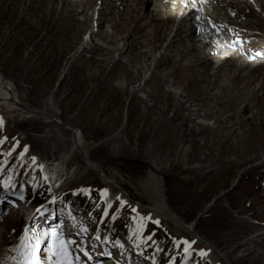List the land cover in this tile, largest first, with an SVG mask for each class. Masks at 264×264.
<instances>
[{"label":"rangeland","instance_id":"rangeland-1","mask_svg":"<svg viewBox=\"0 0 264 264\" xmlns=\"http://www.w3.org/2000/svg\"><path fill=\"white\" fill-rule=\"evenodd\" d=\"M113 1L104 0L98 29L84 45L82 33L94 28L90 18L100 0L91 6L0 0V74L27 105H47L59 123L76 127L88 160L100 169L86 168L74 153L57 172L61 145L52 148L47 127L0 111V189L8 182L0 199V251L34 236L32 228L36 235L62 230L69 255L82 257L74 246L81 242L116 263L264 264L262 11L252 0L250 8L227 2L230 12L224 3L200 7L199 19L208 23L200 33L225 42L209 56L192 47L207 44L197 32L189 41L190 18L177 25L175 5L151 22L156 0L141 10L140 0L120 8ZM101 170L146 207L155 203L153 179L160 181L178 219L190 224L201 212L193 229L204 244L167 219L147 221L151 212L122 197L104 212ZM45 239L40 251L51 236ZM44 253L42 263L56 264L52 251Z\"/></svg>","mask_w":264,"mask_h":264},{"label":"bare ground","instance_id":"bare-ground-1","mask_svg":"<svg viewBox=\"0 0 264 264\" xmlns=\"http://www.w3.org/2000/svg\"><path fill=\"white\" fill-rule=\"evenodd\" d=\"M100 1L101 2L99 4V7H97V6H94L93 7V8L97 7V9H98V11H97L98 13H97V17H96V21L98 20V22H99V17H100L98 15L99 14V11L101 12L102 9L105 6L104 0H100ZM127 1H130V0H117V1L114 0L113 2H115L118 5V7L120 8V7H124L126 5ZM222 1L223 2H220V0H212L211 6L213 4H214L213 6H217V5L219 6V3H224V5H227L228 3H231V2H232V6H233V3H235L234 0H222ZM84 2L88 6H91V4L93 2L99 3L98 0H84ZM179 2L183 3L184 0H156L157 10L154 9L152 11V12H155V14L152 13V17L153 18H150L149 21L153 22L155 20L154 18L156 16H159V14L164 11V8L167 6V4H171V5L172 4L173 5L175 4L176 5L175 8L177 9L176 17H178L177 18V20H178L177 25L179 24V21H182L183 22V21H185L186 18H190V19L187 20V23L191 27L194 26L193 29H191V31H190V29H188L186 31V33H188V36H189L188 37L189 38V41L190 42H193L194 41V38H192L194 36V34L195 35L202 34L203 37H202L201 40L204 43L207 44V46L205 48H203L204 50L202 48H197L194 44H192V47H194L196 49V51L197 50L198 51H202L204 54H208L209 56L210 55L211 56L214 55L216 51H218L219 49L222 48V46L225 45L224 44L225 42H223V44H220V43L216 42L215 40H212L213 38H211V40L213 42H210V40H209L210 38H206L207 35H204L203 33H200V32H204L205 29H207V28H205L206 26L204 25L205 22H201L200 19H199L200 17L204 16L205 13H204L203 10L205 8H207V7L204 5L205 8L203 7L204 8L203 10L202 9L197 10L194 7V8H192V12H189L186 15H184V16L181 17V16H178L179 8L181 7V4H179ZM239 2L242 3V4H244V7L246 5V6H249V8H250V6L253 3L254 6L258 7L262 11V13L264 15V9H263L264 5L262 3V0H252L251 5L249 4V2H251L249 0H239ZM151 3H152L151 0H142V1L140 0L138 2V4L140 5L139 10L143 9L144 7L147 8ZM190 3L193 6H197V7L200 4L196 0H190ZM228 5H229L228 6V9H229L228 12H230L231 10H233V8L231 7V4H228ZM129 6L131 7V4ZM185 9L186 8L184 7L183 8V11ZM84 11H85V9H83L82 11H79V12H84ZM132 11H133V9L131 10V12ZM183 11H182V13H183ZM212 13H214V11ZM238 13H239V11H238ZM101 14H102V12H101ZM141 14H144V12L141 13ZM171 15L172 14H170V16ZM188 15H189V17H187ZM92 18H93V16H91L90 20ZM166 18H167V16H166ZM167 19H170V17L167 18ZM206 19L207 18L205 17V20ZM138 20H139V18H138ZM190 20H193L192 24H191ZM218 22L220 24V21H218ZM98 24L100 25L101 22L98 23ZM117 24H119V23H117ZM114 25H116V24H114ZM173 25H174V23H173ZM177 25L175 26V31H176V28L178 27ZM224 26L227 27L229 25L224 24L223 27ZM172 27H174V26H172ZM208 28H209L208 30H210L212 34H215L214 33V28H210V26ZM196 31H198L197 34H196ZM233 32H234V30H233ZM216 35L217 34H215V36ZM226 42H228V41H226ZM233 42H236V41H233ZM210 45H211V48H209ZM228 47H229V45H228ZM194 52L191 53V54L194 55ZM206 56H205V59L209 57V56L208 57H206ZM225 61H226V59H225ZM0 111L3 112V113H6V114H11L13 117L17 116L18 119H21V120H23V119L24 120L25 119L26 120L27 119L38 120L44 126L47 127V130H45V131L46 132H49V134L48 135H44V136H46V138H49L50 141L53 143L52 148L53 149H57V146L56 145H58V146L61 145V148L59 149V153L60 154H59V158H58V162H57V164H58L57 172H61L65 168L67 162L74 155V153H78L79 154V156L81 157V160L83 161V163L86 166V168H93V169H95L94 166H96V165L94 163L90 162V160H88L87 151H86L85 145H84V143L82 141V137L80 135V131L76 127H73L71 125L69 127L67 123L65 125L62 122V124H61V120H60V123H59V121L56 120L59 117L57 115H55L53 112H51V110L49 109V106H47V105L43 106L42 108H35V107L33 108V107L27 105L25 103V101L23 100L22 97H20L18 94L14 93L12 91V88L10 87V85H8L7 82H5V80H4V78L2 77L1 74H0ZM11 115H8V116H11ZM102 174H103V172L101 170L100 177H101L102 181L105 184H107V192H106V195H105V201L106 202H108L110 200H113L114 201V199L119 198V197H124V198L127 197V198H130L124 191L121 190V188L118 186V184L116 182H114V180H112V178L105 177V175L104 174L102 175ZM149 177H151L153 179V178H155V175H153L152 173L149 172ZM153 180L155 181L154 182L155 192H154V195H153L154 201H155L154 206L153 207H146V206L142 205L143 207L141 208V209H145L148 212H151V215H148L147 214V221H149V222H155L156 219H158V216H159V217L162 218V220H165V219L169 220L175 227L179 228L185 234H188L189 236L191 234L194 238H196V236H195L196 233H195V231L193 229L195 223L192 224V222H190V224H186L185 222H183L180 219H178L174 213H172L171 211L168 210V208L166 207V204L164 202V199H163L161 182L158 181V180H156V179H153ZM109 185L112 186V187H115V190H117L118 193L111 192V189H110V186ZM125 200L128 203V200L126 198H125ZM137 203H138V201H137ZM139 204H140V202H139ZM135 207H137V206H135ZM202 240H203L202 238L197 237V240L196 241H198V242L200 241V243L204 244V242ZM205 244L207 245V243H205ZM14 247H11L10 249H7L5 251L2 249L3 252L0 251V264H14V262L9 259V257H11L13 255H16V253L12 251V249ZM101 251L102 250H100V252L97 253V254H100V255L103 254V251L102 252ZM88 256L90 257V255H88ZM95 257H97V256L95 255ZM95 257H93V261L94 262L96 261V259H98V258H95ZM118 264H125V263L119 262ZM214 264H216V262H214ZM228 264H229V262H228Z\"/></svg>","mask_w":264,"mask_h":264},{"label":"snow or ice","instance_id":"snow-or-ice-1","mask_svg":"<svg viewBox=\"0 0 264 264\" xmlns=\"http://www.w3.org/2000/svg\"><path fill=\"white\" fill-rule=\"evenodd\" d=\"M3 121L0 119V125ZM0 143H3L0 140ZM23 155V153L21 154ZM8 182H5V187H7ZM19 199H23V196L20 195ZM135 211V209H133ZM84 231V229H82ZM49 233L37 234L30 242V238L27 234L20 237L19 243L12 249L16 255L9 257L14 264H41L40 257L38 255L40 251V245L44 236H48ZM185 245L188 244V241H183ZM194 243V242H193ZM49 250L53 252V255L57 258L56 264H72L69 259V253L67 249V242L64 241L56 232L51 233V243L49 245ZM185 252H188V248H185ZM87 254V253H85ZM201 255H206L203 251Z\"/></svg>","mask_w":264,"mask_h":264},{"label":"water","instance_id":"water-1","mask_svg":"<svg viewBox=\"0 0 264 264\" xmlns=\"http://www.w3.org/2000/svg\"><path fill=\"white\" fill-rule=\"evenodd\" d=\"M65 125H66V123H64ZM69 127H70V125H68ZM82 155V154H81ZM94 168L97 170V171H100V169L97 167V166H94ZM201 214V212L200 213H198L197 215H196V217L192 220V224H194L195 222H196V219L198 218V216ZM195 236H196V238L198 237L196 234H195Z\"/></svg>","mask_w":264,"mask_h":264}]
</instances>
